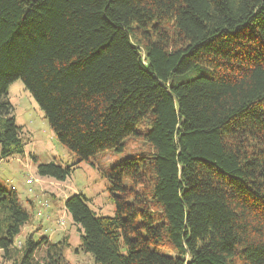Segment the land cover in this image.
<instances>
[{
  "label": "trees",
  "instance_id": "1",
  "mask_svg": "<svg viewBox=\"0 0 264 264\" xmlns=\"http://www.w3.org/2000/svg\"><path fill=\"white\" fill-rule=\"evenodd\" d=\"M17 79L77 161L129 138L149 146L103 168L111 214L65 198L75 252L93 264H264V0H0V160L24 154L7 97ZM74 167L36 172L65 180ZM30 219L0 183L2 260L71 264L67 235L14 243Z\"/></svg>",
  "mask_w": 264,
  "mask_h": 264
},
{
  "label": "rangeland",
  "instance_id": "2",
  "mask_svg": "<svg viewBox=\"0 0 264 264\" xmlns=\"http://www.w3.org/2000/svg\"><path fill=\"white\" fill-rule=\"evenodd\" d=\"M196 74L197 70L191 72L192 76ZM7 97L13 105L16 123L22 126L25 133V146L24 154L0 160V183L8 189H15L21 205L31 212L30 221L23 225L14 243L22 242L23 236L30 231H37L34 232L35 238L45 235L52 241L67 235L70 248L65 251V256L68 261L71 264H93L89 255L74 250L79 243V231L63 202L67 196L78 192L88 199L96 213L111 214L113 203L107 191L108 181L103 175V168L129 153L148 149V144L141 138H129L122 152L106 150L89 161H77L78 157L57 141L43 111L20 79L9 84ZM49 161L61 165L75 164V167L65 180L37 174L36 163ZM44 201L49 204L48 207H43ZM0 264H11L2 260L1 251Z\"/></svg>",
  "mask_w": 264,
  "mask_h": 264
},
{
  "label": "built area",
  "instance_id": "3",
  "mask_svg": "<svg viewBox=\"0 0 264 264\" xmlns=\"http://www.w3.org/2000/svg\"><path fill=\"white\" fill-rule=\"evenodd\" d=\"M26 181L30 182V180H26ZM43 205L48 206V204H46V203H44ZM59 223H60V221H59ZM18 244H19V242H18Z\"/></svg>",
  "mask_w": 264,
  "mask_h": 264
}]
</instances>
